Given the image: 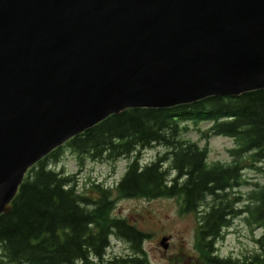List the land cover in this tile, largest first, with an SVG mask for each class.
<instances>
[{"label": "water", "instance_id": "water-1", "mask_svg": "<svg viewBox=\"0 0 264 264\" xmlns=\"http://www.w3.org/2000/svg\"><path fill=\"white\" fill-rule=\"evenodd\" d=\"M261 90L264 0H0V215L110 116Z\"/></svg>", "mask_w": 264, "mask_h": 264}, {"label": "trees", "instance_id": "trees-1", "mask_svg": "<svg viewBox=\"0 0 264 264\" xmlns=\"http://www.w3.org/2000/svg\"><path fill=\"white\" fill-rule=\"evenodd\" d=\"M203 123L208 124L206 130L198 128ZM188 126L198 129L206 142L211 137L233 140L237 147L230 150L232 161L208 164L205 147L180 139ZM155 146L167 153L141 165V152ZM63 147L72 151L79 165L85 158L130 159L115 186L118 198L178 197L183 212L198 214L202 200L213 196L196 237L203 264H264V233L257 241L259 252L248 258L212 256L214 242L239 213L232 209L239 199L231 201L228 196L238 185L239 157L264 161V90L208 98L170 110H125ZM61 151L62 147L56 149L27 172L10 211L0 215V264H93L105 257L110 237L128 244L132 255L108 264H149L142 249L148 235L112 215L110 191L96 187L93 199L78 192L72 176L51 166L58 163ZM248 202L244 213L264 230V184L249 193Z\"/></svg>", "mask_w": 264, "mask_h": 264}, {"label": "rangeland", "instance_id": "rangeland-1", "mask_svg": "<svg viewBox=\"0 0 264 264\" xmlns=\"http://www.w3.org/2000/svg\"><path fill=\"white\" fill-rule=\"evenodd\" d=\"M206 130L208 124L198 127ZM180 139L195 143L199 148L207 149V163L228 164L232 161L230 150L236 148L233 140L226 137H211L206 141L198 134V129L188 126L183 130ZM167 153L161 146L148 148L141 152L139 160L141 165L150 163L159 155ZM130 159L118 158L115 160L85 158L78 164L76 156L67 147H62L57 164L51 162L56 171L62 170L72 176L79 193L89 197H97L96 187H104L110 191L114 209L112 215L125 218L129 224L139 229L147 239L142 243L145 258L149 264H203L196 249V237L200 223L197 212H183L181 199L178 197H163L153 200L118 198L115 191L116 184L125 174ZM238 189L229 191V199H239L233 203L232 209L238 215L230 219V225L223 229L222 235L213 244V254L219 259L231 258L243 260L260 250L257 241L264 233L263 227L249 221V216L243 210L248 205L249 193L264 184V161L253 163L248 155L239 157ZM166 164L164 168H168ZM170 177L174 173L170 172ZM203 202V200H202ZM168 237V247L164 250L159 241ZM132 255L128 244L111 240L110 248L102 259L103 264L114 257H128ZM98 264L97 260H93Z\"/></svg>", "mask_w": 264, "mask_h": 264}, {"label": "flooded vegetation", "instance_id": "flooded-vegetation-1", "mask_svg": "<svg viewBox=\"0 0 264 264\" xmlns=\"http://www.w3.org/2000/svg\"><path fill=\"white\" fill-rule=\"evenodd\" d=\"M240 175V173H239ZM241 185V181L238 180V185L236 186V189H238ZM234 191V190H233ZM213 200V196L211 195H208L206 196V198L203 200V202L200 203V207L198 209V215H199V218L200 220L203 222L205 220V216L207 215V213L209 212V208H210V205H211V202ZM243 213H244V210H243ZM240 214V213H239ZM115 258V257H114ZM113 258V259H114ZM111 259V260H113ZM111 260H108L107 262L111 261ZM98 261V264H103V260H97ZM94 264V262H93Z\"/></svg>", "mask_w": 264, "mask_h": 264}]
</instances>
